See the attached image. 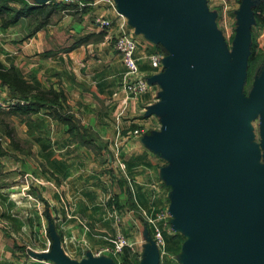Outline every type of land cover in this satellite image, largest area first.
<instances>
[{
    "label": "crops",
    "instance_id": "0c3cea01",
    "mask_svg": "<svg viewBox=\"0 0 264 264\" xmlns=\"http://www.w3.org/2000/svg\"><path fill=\"white\" fill-rule=\"evenodd\" d=\"M22 1L65 8L53 9L38 29L34 24L27 31L20 19L0 30V64L39 90L60 91L76 126L68 131L45 112L1 117L0 264H85L97 251L109 264H143L151 249L147 221L155 217L162 237L182 238L175 255L157 250L158 264L162 256L182 258L185 240L174 226L168 158L151 145L162 118L148 112L163 92L154 80L165 54L161 43L115 0ZM254 1L203 3L213 28L226 36L223 42L235 37L246 6L247 40L252 29L264 53V8L255 21ZM95 19L108 25L98 27ZM121 32L133 40L137 75L147 84L135 99L121 90L124 69L112 49ZM152 56H160L159 66L150 63ZM0 97L12 99L1 84ZM117 234L131 248L111 256L103 251Z\"/></svg>",
    "mask_w": 264,
    "mask_h": 264
},
{
    "label": "water",
    "instance_id": "95a60500",
    "mask_svg": "<svg viewBox=\"0 0 264 264\" xmlns=\"http://www.w3.org/2000/svg\"><path fill=\"white\" fill-rule=\"evenodd\" d=\"M115 3L165 51L154 77L163 92L148 108L162 114L151 145L168 158L174 226L192 237L183 244L186 264H264V169L254 172L245 143V118L264 101V65L248 99L237 95L247 55V7L239 12L226 74L223 40L203 0ZM262 121L264 128V114ZM249 151L255 156L254 148ZM150 246L143 264L158 263V251L151 241ZM85 264L109 263L91 256Z\"/></svg>",
    "mask_w": 264,
    "mask_h": 264
},
{
    "label": "trees",
    "instance_id": "16d2710c",
    "mask_svg": "<svg viewBox=\"0 0 264 264\" xmlns=\"http://www.w3.org/2000/svg\"><path fill=\"white\" fill-rule=\"evenodd\" d=\"M14 5H17V7ZM64 8L63 6H54L53 8L29 6L22 0H0V30L15 25L20 19H25L26 21L37 20L34 22L36 24L34 29H38L46 24L47 18L53 9L59 11ZM263 8L264 0L254 1L250 9L251 18L254 17L255 21H257V13H261ZM255 39V33L252 32V29H249L243 77L245 84H248L251 79H255L264 65V53L257 48ZM0 84L6 87L11 98L27 103L24 106H17L5 112L0 109V130L2 128V116L30 115L37 112H45L49 118L66 125L68 131H72L75 128L76 125L74 123L76 122L71 115L66 113L65 99L60 91L52 89L39 90L35 86L26 83L15 69L11 67L4 69L1 64ZM162 239L164 252L170 255H175L179 252L180 244L182 243V238L179 235H163ZM166 262L163 264H168Z\"/></svg>",
    "mask_w": 264,
    "mask_h": 264
},
{
    "label": "built area",
    "instance_id": "2783aa9c",
    "mask_svg": "<svg viewBox=\"0 0 264 264\" xmlns=\"http://www.w3.org/2000/svg\"><path fill=\"white\" fill-rule=\"evenodd\" d=\"M66 5L73 4L71 0H62ZM119 17H121L119 15ZM94 23L98 27L104 28L108 25L107 21L95 19ZM112 49L117 54L119 61L124 69V73L121 79V90L127 95L128 98H137L143 94L147 88L146 82L137 75L136 62L133 58V51L135 49V44L133 40L121 32L118 34L112 42ZM150 63L156 67L159 66L160 56H152L149 59ZM15 101V100H14ZM13 100L8 102H3L0 100V107H8L5 105H12ZM21 103V102H20ZM136 134V133H135ZM113 157L117 158V151H114ZM117 167L123 169V164L115 160ZM156 217L154 219H149L147 222L151 225L152 234L151 242L158 251L163 249V239L161 235V230L155 225ZM131 244L122 235H116L112 240V244L108 249L103 252H107L111 256H117L121 254L124 249H130ZM101 251L95 252L92 257H100Z\"/></svg>",
    "mask_w": 264,
    "mask_h": 264
},
{
    "label": "rangeland",
    "instance_id": "374dc122",
    "mask_svg": "<svg viewBox=\"0 0 264 264\" xmlns=\"http://www.w3.org/2000/svg\"><path fill=\"white\" fill-rule=\"evenodd\" d=\"M69 5H72V4H69ZM36 21L37 20H34V21L28 20L25 23L26 30L27 31H29L30 29L32 30L35 24L34 22ZM221 38L223 39V41L225 40L226 36L224 35V33ZM233 40H234V37H232L226 42H223L224 44L223 55H224V59L226 62V69H225L226 74H228L229 67L231 63L233 62ZM253 83H254V79L253 80L251 79L248 84H245L244 81L242 80L239 91L237 92V95L240 97V99L243 102L248 99L254 87ZM0 100L3 101L4 103L9 101V99H3L1 97H0ZM10 100H13V101L15 100V101L13 102L12 105H5L8 107H5V108L0 107V109L8 111L9 109H13L14 107H17V106L21 107L27 104L25 101H22V100L20 101V100L13 99V98ZM263 114H264V101L261 107L259 108V110H257L252 116H248L245 118L246 125L249 130V133H248L249 135L245 141L246 146H247L246 155H249V157L253 158L252 167L254 169V172L260 169H264V128H263V121H262ZM250 148H254L255 156L253 155V153L249 151ZM255 187L257 190L261 188V183L257 180L256 175H255ZM181 234L183 235V238L185 240L184 245L192 239V237L190 235L188 236L184 231H181ZM117 235H120V234H117ZM165 257L164 256L161 257V259L159 260L160 261L159 264H163L165 261H167L168 264H186V260L188 258L186 257V254L184 252V246H183L182 258H177L176 260H174L173 258H168V257L165 258Z\"/></svg>",
    "mask_w": 264,
    "mask_h": 264
}]
</instances>
